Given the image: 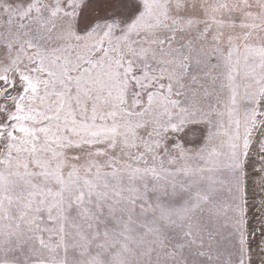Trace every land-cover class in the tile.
<instances>
[{
	"label": "snow or ice",
	"instance_id": "1",
	"mask_svg": "<svg viewBox=\"0 0 264 264\" xmlns=\"http://www.w3.org/2000/svg\"><path fill=\"white\" fill-rule=\"evenodd\" d=\"M0 264H264V0H0Z\"/></svg>",
	"mask_w": 264,
	"mask_h": 264
},
{
	"label": "rangeland",
	"instance_id": "2",
	"mask_svg": "<svg viewBox=\"0 0 264 264\" xmlns=\"http://www.w3.org/2000/svg\"><path fill=\"white\" fill-rule=\"evenodd\" d=\"M250 195H253V192H252V187H251V181H250ZM255 195L258 197V192L255 193ZM250 216L253 217L252 221L250 222V228L252 227H255L256 226V220H255V215L253 212H250Z\"/></svg>",
	"mask_w": 264,
	"mask_h": 264
}]
</instances>
